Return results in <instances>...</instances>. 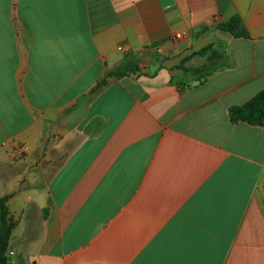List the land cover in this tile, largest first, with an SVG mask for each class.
I'll return each mask as SVG.
<instances>
[{
	"label": "crops",
	"instance_id": "crops-1",
	"mask_svg": "<svg viewBox=\"0 0 264 264\" xmlns=\"http://www.w3.org/2000/svg\"><path fill=\"white\" fill-rule=\"evenodd\" d=\"M262 91L264 0H0L6 264H264Z\"/></svg>",
	"mask_w": 264,
	"mask_h": 264
},
{
	"label": "trees",
	"instance_id": "trees-1",
	"mask_svg": "<svg viewBox=\"0 0 264 264\" xmlns=\"http://www.w3.org/2000/svg\"><path fill=\"white\" fill-rule=\"evenodd\" d=\"M217 29L225 31L235 37L248 38L247 31L241 26L238 16L231 17L228 21L220 23ZM210 46L202 48L195 54H204ZM126 65L119 66L109 71L104 79L98 83L92 91H97L108 83V79L119 78L126 73ZM229 118L231 122H246L252 125L264 126V91L253 96L249 101L240 105L229 108ZM8 197H0V264L7 262V248L14 223L11 220L6 206Z\"/></svg>",
	"mask_w": 264,
	"mask_h": 264
},
{
	"label": "built area",
	"instance_id": "built-area-1",
	"mask_svg": "<svg viewBox=\"0 0 264 264\" xmlns=\"http://www.w3.org/2000/svg\"><path fill=\"white\" fill-rule=\"evenodd\" d=\"M188 38V35L186 32L184 31H180V32H177V33H174L169 39H168V42L172 45H175V44H178L182 41H186ZM153 50L157 53V54H161L162 53V46L161 45H158V46H155L153 48Z\"/></svg>",
	"mask_w": 264,
	"mask_h": 264
},
{
	"label": "water",
	"instance_id": "water-1",
	"mask_svg": "<svg viewBox=\"0 0 264 264\" xmlns=\"http://www.w3.org/2000/svg\"><path fill=\"white\" fill-rule=\"evenodd\" d=\"M185 46H186V43H179V44L177 45L178 49H182V48L185 47Z\"/></svg>",
	"mask_w": 264,
	"mask_h": 264
}]
</instances>
